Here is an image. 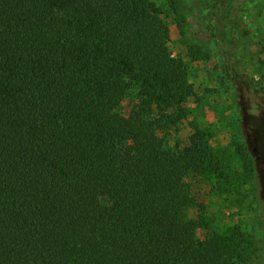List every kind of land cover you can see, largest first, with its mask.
<instances>
[{
    "label": "trees",
    "instance_id": "trees-1",
    "mask_svg": "<svg viewBox=\"0 0 264 264\" xmlns=\"http://www.w3.org/2000/svg\"><path fill=\"white\" fill-rule=\"evenodd\" d=\"M204 1L216 45L264 77V0ZM162 13L148 0H0V264L248 263L243 238L188 216L191 176L221 170L199 134L167 145L194 87Z\"/></svg>",
    "mask_w": 264,
    "mask_h": 264
},
{
    "label": "rangeland",
    "instance_id": "rangeland-1",
    "mask_svg": "<svg viewBox=\"0 0 264 264\" xmlns=\"http://www.w3.org/2000/svg\"><path fill=\"white\" fill-rule=\"evenodd\" d=\"M148 1L162 8V19L170 30L168 51L184 61L194 87V94L182 105L184 116L165 128L167 145L183 148L191 135L199 134L213 149L221 170L191 176L196 204L188 216L203 217L226 240L243 238L252 254L247 264H264V77L245 66L242 58L240 68L237 62L232 64L210 37L203 19L208 10L204 5L210 1L202 6L196 0ZM233 2L240 9L245 7L243 0ZM229 33L223 38L226 41ZM249 87L263 90L254 93L253 99ZM134 93L130 91L123 100L122 114L130 113ZM254 100L262 107L245 120ZM249 132H254L256 146Z\"/></svg>",
    "mask_w": 264,
    "mask_h": 264
}]
</instances>
